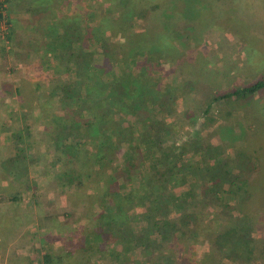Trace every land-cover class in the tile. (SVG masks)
I'll return each instance as SVG.
<instances>
[{
  "label": "rangeland",
  "instance_id": "rangeland-1",
  "mask_svg": "<svg viewBox=\"0 0 264 264\" xmlns=\"http://www.w3.org/2000/svg\"><path fill=\"white\" fill-rule=\"evenodd\" d=\"M19 1L13 0L10 4L9 18L17 29L16 34L21 35L23 41L12 46L13 43L10 44L4 37L7 32L0 30V161L18 153L13 133L20 132L24 138L20 146L25 150V157L21 156L20 159L28 166L26 173L17 182L0 168V188H5L0 192L3 196L12 194L19 197L14 201L5 200L0 203V228L7 233L0 236V254H4L8 261L5 264H44L46 260L61 264H111L108 260L98 263L89 261V252L85 250V246L95 238L92 231L96 232L101 227L98 213L102 210L101 204L107 191L105 166L98 169V157L95 155L100 151L95 146L96 136L82 137L81 130L80 133L73 134L71 142L77 143L76 151L65 154L58 148L59 141L47 133L48 130H57L58 127L70 124L77 120V116L79 119L91 118V122L99 125L105 134L116 126L122 130H130L138 118L153 116L175 125L178 134L183 137L179 142L194 143L193 150L199 155L205 153L206 163H214L220 154L231 158L242 149L246 154L260 157L264 167V91L255 93L247 102L226 98L223 105L212 104L215 91L246 84L264 73V0H195L199 2L198 9L193 8V3L189 2L186 11L182 3L175 10L177 13L173 15L174 21L169 19L170 22L165 20V13L168 14L172 7L170 0L56 1L55 22L63 15H79L81 19L84 11L106 13L103 10L107 8L110 13L106 14L113 17V21L125 14L134 17L136 27L133 30L115 28L112 20L105 21L104 35L112 47L108 57L105 58L102 54L97 38H93L92 48L96 50L93 64L104 59L103 65L108 72L111 70V63L115 61L120 69H124L123 77L126 73L143 76L145 72L142 66L136 64L135 51L126 48V40L137 39V35H144L139 33L150 29L159 30L156 36L159 34L161 41L166 42L163 50L165 58L159 60L160 70L165 80L167 77L171 84L178 85L180 96L175 99L173 91L166 93L162 90L157 103L150 104L147 103V91H143V96L138 97L144 110L133 112L131 105L125 114L119 108H109L108 104H103L98 94L97 102L90 104L88 98L78 97V93L73 92L66 104H60L56 93L63 81V68L59 66L62 62H57L49 54H43L41 47L38 50L35 45L31 46L37 35L33 28L36 19L33 20L24 5H17ZM123 4L125 6L122 8ZM131 4L135 6L133 9ZM44 18L45 16L41 19ZM184 20L193 23V32L189 33L178 26ZM79 26L81 34L90 28L83 22ZM3 28L5 26L2 24L0 29L4 30ZM66 41L71 40L67 38ZM106 72L103 73L104 80H108ZM191 77L198 83L195 92L186 95L184 85ZM14 87L18 94L8 95L7 89L13 90ZM74 102H78L79 106L74 105ZM206 103H210V108L205 114L203 108ZM68 105L73 106L68 108ZM98 108H102V113L96 121L92 118V113L96 112L98 115ZM26 131L28 134H25ZM61 133L69 137L67 130L62 129ZM142 134L143 137L147 136L145 132ZM171 140L169 137V142ZM197 140L199 142L195 144ZM114 141L121 140L116 137ZM117 146L109 154L119 159L126 145L120 142ZM133 151L137 152V149L134 147ZM189 155L186 154V157L190 158ZM202 157L198 159L202 161ZM201 173L204 177L207 176L204 168ZM26 179L29 183L24 185ZM250 181L259 184L260 189L257 190L256 187L253 202L249 203L246 211L254 220L264 222V207L261 205L264 198V169L252 173ZM26 185L29 188H25ZM196 189L187 184L175 188V191L188 196ZM205 207L200 206L201 212H194L200 217L199 230L179 234L176 236L178 240L195 238L200 244H205V241L211 242L217 233L230 232L229 227L231 228L236 214L227 215L219 207ZM47 212L58 214L53 218L43 219ZM64 212L70 215L64 216ZM20 218L25 223H19ZM3 224L10 226L8 228ZM103 227L109 228V224H103ZM24 237L30 239L25 245L22 244ZM259 240L260 238L255 239ZM261 240L264 242V239ZM141 241L136 240L133 247L140 246ZM209 244L212 253L215 252L214 256L211 255L212 260L217 261V264H246L247 261L232 263L230 259L222 258L218 246ZM258 245L259 243L256 248ZM128 247L131 248L115 243L107 246L106 250L110 255H115L122 250L129 251ZM142 248L136 250V254H142ZM256 250L253 252L254 256L260 255L262 259L256 260L252 256L250 264H264V255L259 249ZM22 251L26 254L25 258L18 255ZM149 258H143L144 262ZM162 258L166 264H175ZM141 262L142 260L136 261L139 264Z\"/></svg>",
  "mask_w": 264,
  "mask_h": 264
},
{
  "label": "trees",
  "instance_id": "trees-1",
  "mask_svg": "<svg viewBox=\"0 0 264 264\" xmlns=\"http://www.w3.org/2000/svg\"><path fill=\"white\" fill-rule=\"evenodd\" d=\"M56 1L58 0H20L17 5H24L33 20L36 19L33 28L37 31V35L32 43L30 41L31 46L35 45L38 50L41 47L43 54H49L52 58H56L57 62H62L59 66L63 68V81L56 93L60 104H66L73 92L78 93V97L88 98L90 104L97 102L98 94V97L102 98L103 104H108L109 108H119L120 112L125 114L131 105H133V112L144 110L138 97V95L143 96V91H147V96H149L147 103L150 104L157 103L162 95V90L166 93L173 91L175 99L180 96L178 85L171 84L167 77L165 80L160 70L159 60L162 57L165 58L163 50L166 42L161 41L159 34L156 36L159 30L150 29L139 33L144 35H137V39L126 40V48L135 51L136 64L142 66L145 72L143 76L126 73L123 77L125 71L120 69L115 61L111 63V70L108 72L105 71L103 65L104 59L93 64V56L96 53V50L92 48L93 38H97L102 54L105 58L108 57L112 47L104 35L105 21L112 20L115 28L133 30L136 27L134 17L125 14L120 16L119 20L113 21V17L106 14L110 13L107 8L103 10L106 13L84 11L81 14L83 16L81 19H79V15L71 17L63 15L58 22H55L53 18ZM63 1L65 2V0ZM189 2L193 3V8L200 6L199 2L195 0H170L172 7L168 14L165 13L166 22H170L169 19L174 21L173 15L177 13L175 10L180 8L182 3L186 11ZM11 3L13 0H0V27L2 24L5 26L4 30H0L7 32L4 37L10 44L13 43V46L21 43L23 39L21 35L16 34L18 33L17 29L13 25L12 19L9 18ZM131 3L133 2L131 1ZM131 5L133 9L135 6ZM110 6L112 7V5ZM124 6L123 4L122 8ZM126 8H129V5H126ZM182 15H185L184 11ZM43 16H45L44 20L41 19ZM81 22L90 27L86 29L87 26H85L86 31L83 34H81L79 26ZM163 23L165 22L163 21ZM178 26L189 33L193 32L194 25L190 20H184ZM67 38L71 41H66ZM73 44L76 45L73 46ZM168 49L165 53L168 52ZM133 51L131 52L133 53ZM104 72H106L108 80H104ZM197 83L198 81H194V78H188L184 85L185 94L194 93ZM16 88L13 90L8 88L7 94L13 96L18 94ZM263 91L264 73L246 84L215 91L212 104L223 105V100L226 98L237 102H247L252 95ZM74 105L79 106L78 102ZM72 106L68 105V108H72ZM209 108L210 103H206L203 108L205 114ZM95 113H92V118L97 121L101 116L102 108H98V115ZM91 121V118L79 119L77 116V120L75 119L70 124L58 127L57 130L47 131L50 136L59 141L58 148L60 147L61 152L65 154L76 151L77 143L71 142L73 134L80 133L81 130L82 137L83 135L96 136L95 146H98L100 151L98 155H95L98 157V169L105 166L107 191L104 193L105 198L101 204L102 210L98 213L99 226L101 227L96 232L92 231V236L97 239L93 238V241L85 246V250L90 255L89 261L98 263V261L108 260L112 264L113 259L108 255L107 246L115 243L126 244L134 251V243L141 239L140 246L135 251H139L143 247L144 258L148 256L155 258L156 264H166L163 256L157 253L159 247H153V242L160 246L163 242L171 240L179 234H185L186 231L199 230L200 217L194 212H201L200 206L204 207V205L205 209L219 207L218 209L227 215L236 214V217H233L231 228L229 227L230 232L227 234L217 233L210 242L212 245L218 246V251L222 252L221 257L230 259L232 263L250 260L254 246L253 220L249 218L246 210L249 203L253 202V192L256 187L257 190L260 189L258 188L259 184L250 181L252 173L264 169L260 157L246 154L240 149L237 155H233L231 158L220 154L214 163H206L204 162L205 153L199 152V155L193 150L194 143L179 142L183 137L178 134L175 125L153 116H148L146 119L138 118L130 130H122L116 126L110 129L108 134H105L99 125ZM62 129L67 130L69 137H65L61 133ZM144 132L147 134L146 137L142 136ZM25 134L28 132L26 131ZM173 135L175 136L173 137ZM116 137L121 141H114ZM169 137L172 139L170 142ZM13 139L18 153L1 160L0 168L17 182L20 176L26 173L28 164L26 165L20 159L21 156L25 157V150L20 146L24 140L22 134L20 132L13 133ZM69 139L70 141H68ZM116 142H123L126 145L119 159L113 158L109 154L110 151L113 152L118 147ZM198 142L197 140L195 144ZM134 147L137 152L133 151ZM186 154H190V158L186 157ZM201 156H203L202 161L198 159ZM203 168L207 172L205 177L201 173ZM28 183L29 181L26 179L24 185ZM187 184L197 188L196 191L188 196L175 191V188ZM24 187L29 188L28 185ZM260 187L263 190L264 187ZM4 189V187L0 188V190ZM17 198L19 197L12 194L3 196L0 192V203L5 200L14 201ZM262 200V204H259L264 207V198ZM196 207L198 210H195ZM56 214L58 213L47 212L43 219L53 218ZM63 215L70 214L64 212ZM106 223L109 224V228L103 227V224L106 225ZM260 253L264 255V244ZM44 264L61 263L46 260Z\"/></svg>",
  "mask_w": 264,
  "mask_h": 264
},
{
  "label": "crops",
  "instance_id": "crops-1",
  "mask_svg": "<svg viewBox=\"0 0 264 264\" xmlns=\"http://www.w3.org/2000/svg\"><path fill=\"white\" fill-rule=\"evenodd\" d=\"M247 214H248V212H247ZM248 216L253 220V222H252L253 223V233L255 234V237L253 238L255 247L253 246L252 250H253V252L255 251V249H257L256 251H258V249L260 251L262 248V245L264 244V242L261 240V239H264V237H263L264 234L257 235L256 233L259 231L264 232V222H263V220H259V219L254 220L252 215L248 214ZM20 222L25 223V221L22 218L19 219V223ZM4 225L8 226V228L10 226L8 224H3V226ZM10 232H12V231H10ZM2 235H7V233L5 232V229L0 228V236H2ZM259 238H260L259 241H255V239H259ZM29 240H30L29 238L26 239V237H24V239L22 240V242H23L22 244L25 245V244L29 243ZM173 241H174V243H172ZM173 241L172 240L171 241H169V240L165 241L162 244H160V246H157L156 242H153V247H159L158 251H159V253L161 252L159 255H162L163 257H165L166 260H168L172 263H175V264H217V261L212 260L215 252L212 253V251H211L212 248H211V245L209 244L210 241H205L206 242L205 244H200L198 239H195V238H194V240L193 239H185L183 241L182 239L178 240L177 237H175L173 239ZM258 243H259L258 248H256ZM0 244H1V239H0ZM36 244H38V243H36ZM171 244H173V245H171ZM26 247H28V245ZM135 249L136 248H134V251H133L131 248H129V251L122 250L120 253H117L115 255L114 254L110 255V253H108V255L113 259L112 264H135V262L137 260H140V261L142 260V264H156L155 258H152V261H150V258H149L147 262L146 261L144 262V259H143L144 257L142 259H140V257L144 256V254L143 253L142 254L141 253L136 254ZM131 251H133L135 254ZM117 252H119V251H117ZM212 254H213V256H211ZM18 255H20L24 258L26 256V254H24L23 251H22V254H18ZM1 256L3 257V260L5 259L4 260V264H5L7 259H6V257H4V254L3 255L0 254V261H1L0 264L3 263L2 262L3 260H1V258H2ZM252 256H254V254H252L251 257ZM255 258H256V260L262 259V257H260V255H256ZM76 264H77V262H76ZM246 264H250V260L247 261Z\"/></svg>",
  "mask_w": 264,
  "mask_h": 264
}]
</instances>
